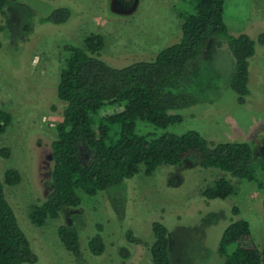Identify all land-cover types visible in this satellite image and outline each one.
<instances>
[{
    "label": "rangeland",
    "instance_id": "obj_1",
    "mask_svg": "<svg viewBox=\"0 0 264 264\" xmlns=\"http://www.w3.org/2000/svg\"><path fill=\"white\" fill-rule=\"evenodd\" d=\"M60 8L70 9L64 22L45 20ZM182 10L193 11V0H9L5 11H0V109L13 115L11 125L0 134V149L9 148V157L0 155V178L10 168L22 173V181L5 184V191L31 240L37 264H154L150 250L154 221L168 227L172 264H224L218 246L233 218L250 222V243L261 248L264 264L260 179H237L219 168H203L192 158L181 166L163 164L150 176L141 167L123 184L96 195L80 190L79 206L64 208L58 218H47L44 225L35 224L29 216L53 188L51 145L57 138L56 126L64 119L65 102L58 98L57 88L67 57L65 46H83L86 35L100 33L106 38L100 57L109 65L122 68L151 60L180 41ZM224 19L233 35L246 33L257 42L250 58L246 103H239L230 84L235 61L229 43L214 37L202 58L191 64L182 86L198 103L178 111L183 115L181 122L159 128L138 119L136 131L152 137L166 131L197 130L216 142H247L264 158V44L259 38L264 32V0H226ZM122 108L106 105L92 119L98 124ZM117 128L111 125L109 142L117 138ZM80 148L86 164L92 150L83 142ZM222 176L234 184L235 193L208 200L202 191ZM62 224L78 228L80 258L59 238ZM128 229L144 243H131ZM97 233L105 241L101 255L89 248V240ZM122 247L129 248L128 258L121 254Z\"/></svg>",
    "mask_w": 264,
    "mask_h": 264
},
{
    "label": "trees",
    "instance_id": "obj_2",
    "mask_svg": "<svg viewBox=\"0 0 264 264\" xmlns=\"http://www.w3.org/2000/svg\"><path fill=\"white\" fill-rule=\"evenodd\" d=\"M226 0H193L194 10L181 11L182 37L180 41L163 48L154 59L134 62L117 68L101 59L106 38L100 33L85 36L84 45L65 46L67 57L61 70L57 95L65 102L64 119L56 126L57 138L52 142L53 188L46 199L32 207L31 220L41 226L47 218H58L66 207H77L82 202L80 190L96 195L135 176L141 169L152 175L163 164L181 166L187 158L203 168H219L232 177L259 181L264 187V158L257 156L247 142H216L205 138L197 130L178 134L163 132L150 136L136 131L137 120H145L156 127L181 122L178 111L198 103L197 97L182 89L193 62L202 58L212 38L226 39L235 61L230 84L238 94V101H247L250 76V58L256 53V40L246 33L233 35L224 19ZM9 0H0L4 12ZM70 9L54 10L45 20L62 23ZM264 44V32L260 34ZM106 105L123 107L95 124L92 114ZM105 120V121H103ZM13 122V115L0 109V134ZM117 138L109 142L111 125ZM92 150L88 163L81 156L80 144ZM0 155L9 157V148L0 149ZM261 174V175H260ZM22 173L17 168L7 169L0 178V264H37L38 256L32 243L18 222L10 203L5 184L18 185ZM235 193L234 184L219 177L208 185L202 195L208 200L225 199ZM237 208L234 211L237 212ZM99 231L102 228L99 225ZM155 240L150 246L154 264H172L168 227L161 221L152 224ZM58 235L64 246L80 258L81 240L77 227L62 224ZM131 243L144 241L128 229ZM250 222L232 219L222 233L218 252L224 264H263L261 248L252 240ZM90 251L101 255L105 241L100 233L89 240ZM124 258L130 256L128 247L121 248Z\"/></svg>",
    "mask_w": 264,
    "mask_h": 264
}]
</instances>
